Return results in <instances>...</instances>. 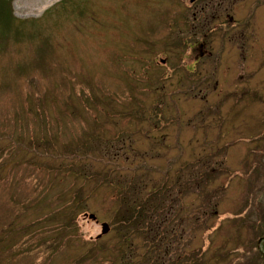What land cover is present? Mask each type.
Segmentation results:
<instances>
[{"label": "rangeland", "instance_id": "rangeland-1", "mask_svg": "<svg viewBox=\"0 0 264 264\" xmlns=\"http://www.w3.org/2000/svg\"><path fill=\"white\" fill-rule=\"evenodd\" d=\"M11 9L0 40V264L70 263L102 220L106 250L78 264L102 254L111 264L118 182L129 205L147 189L171 198L163 264H264V0H11ZM72 150L101 157L91 156L95 174L63 170ZM130 236L145 259L140 232Z\"/></svg>", "mask_w": 264, "mask_h": 264}, {"label": "trees", "instance_id": "trees-1", "mask_svg": "<svg viewBox=\"0 0 264 264\" xmlns=\"http://www.w3.org/2000/svg\"><path fill=\"white\" fill-rule=\"evenodd\" d=\"M65 1V0H63ZM71 8L75 10V12L78 13V16H81L83 14V8L77 6L76 3H71ZM86 8V7H85ZM11 0H0V40L4 39V35L2 33L4 32L3 28L8 31L9 25L11 21H13V15L11 14ZM3 25L5 27H3ZM18 30L15 29V33H17ZM2 35V36H1ZM4 41V40H3ZM5 42V41H4ZM52 152V151H51ZM57 155V154H54ZM59 156V155H58ZM91 156L97 158L94 155L85 156L77 154L76 151L72 150L70 153V156L68 157L69 163L64 165L63 167L64 171H68L71 174H81L87 177V173L89 175L95 174V172L89 171ZM106 176H103L107 182L110 177L111 169H109ZM117 185L114 186L115 189L113 190V197L116 202V206L113 210V218L111 219V224L113 227H115V230L118 233V239H117V252L115 255H113L112 258L107 257L106 262H109L111 264H163L162 261L158 257L159 254V246L160 240L162 237H165V233H169L170 230L168 226L170 225V222L172 220V215H174L175 208L173 207L174 204L171 203V198L161 199V197L158 195L154 197L155 194H160V192L157 193V189H153L150 191L147 189V194L144 196V200L142 202H139L136 205H129L127 204V201L125 200L124 196L126 195V190L124 185V182H118ZM113 185V184H110ZM81 193L78 191H74L72 197H77L75 199L76 201L80 200ZM161 195V194H160ZM62 219L58 221L57 225L53 224L51 226V233L53 234V240L51 248L49 247V251L51 252L54 245L59 243L56 239H58L60 231L62 229H59L63 226L65 222H68L70 218L61 217ZM38 219V218H37ZM43 221V220H42ZM40 221V222H42ZM59 229V230H58ZM171 229V227H170ZM140 232V235L142 236V241L145 242L146 245V253H145V259L132 252V248L130 247L131 239L133 237L130 236V233L133 234L134 232ZM171 233V232H170ZM169 235V234H168ZM65 238L67 239L66 235ZM62 236V237H63ZM171 236V235H170ZM169 236V237H170ZM100 237V236H99ZM258 239L261 238L262 241H264V234L257 237ZM60 241V240H59ZM92 246L89 251H84L81 256H74L70 263L67 264H78L82 260V258H85L86 256L90 257L91 252L93 250L97 249L100 251V253L104 250H106V246L103 243H100V240L94 236V238L91 240ZM90 241V242H91ZM19 243L12 244L11 247H16ZM110 244V243H109ZM107 245V247L109 246ZM163 246H169L170 242L163 243ZM38 247V244H32L31 247ZM94 247V249H93ZM122 249H121V248ZM94 250V251H95ZM262 255H264V249L261 251ZM104 258V255H98V258L96 259L98 264L101 263V259ZM144 259V260H143ZM48 258L44 261V264H48L47 262ZM90 260V259H89ZM167 260V259H166ZM166 261H164L165 263ZM170 263V262H169ZM166 263V264H169Z\"/></svg>", "mask_w": 264, "mask_h": 264}, {"label": "water", "instance_id": "water-1", "mask_svg": "<svg viewBox=\"0 0 264 264\" xmlns=\"http://www.w3.org/2000/svg\"><path fill=\"white\" fill-rule=\"evenodd\" d=\"M190 1H193V0H190ZM82 215L83 216H87V218L90 217L92 219H96L95 214L93 212L87 213V212L84 211V212H82ZM99 225H100L101 230L98 233L95 234V237L101 236L102 233H105L110 228L108 226V223L106 221H104V220L100 221Z\"/></svg>", "mask_w": 264, "mask_h": 264}, {"label": "flooded vegetation", "instance_id": "flooded-vegetation-1", "mask_svg": "<svg viewBox=\"0 0 264 264\" xmlns=\"http://www.w3.org/2000/svg\"><path fill=\"white\" fill-rule=\"evenodd\" d=\"M197 57V56H196Z\"/></svg>", "mask_w": 264, "mask_h": 264}]
</instances>
